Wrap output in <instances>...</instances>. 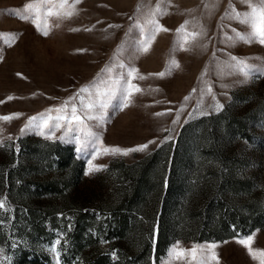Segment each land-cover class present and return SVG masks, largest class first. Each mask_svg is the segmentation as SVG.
Returning <instances> with one entry per match:
<instances>
[{"label":"rangeland","instance_id":"obj_1","mask_svg":"<svg viewBox=\"0 0 264 264\" xmlns=\"http://www.w3.org/2000/svg\"><path fill=\"white\" fill-rule=\"evenodd\" d=\"M59 4L0 0V117L21 113L0 120V199L6 204L0 209V255H11V264H56L50 249L59 239L60 264H198L202 258L209 264H260L259 255L239 243L252 234L253 251L264 250V45L242 41L233 31H250L233 11H250L247 0ZM49 7L60 15H49ZM153 19L167 30L156 32L145 51L142 41ZM136 20L145 25L144 33ZM233 55L252 66L250 76ZM129 78L139 91L120 108L119 86ZM94 83L101 90L116 88L105 118L85 121L99 134L101 147L153 143L126 155L101 152L93 166L104 167L86 174L89 157L74 152V141L59 139L63 128L55 130V139L21 128L30 116L55 117L65 103L66 112L72 103L81 111L78 90ZM95 92L84 93V102ZM224 110L234 116L257 111L256 120L249 122V139L220 141V134L223 157L206 159L196 148L210 144V127H224L225 121H208ZM187 125L163 215L173 151ZM225 175L232 184L224 182ZM161 224L167 232L157 256ZM194 247L196 259L190 255ZM173 248L189 254L177 258L169 254ZM206 250L218 259L203 256Z\"/></svg>","mask_w":264,"mask_h":264},{"label":"snow or ice","instance_id":"obj_2","mask_svg":"<svg viewBox=\"0 0 264 264\" xmlns=\"http://www.w3.org/2000/svg\"><path fill=\"white\" fill-rule=\"evenodd\" d=\"M68 0H60L59 7L63 8L65 4H67ZM250 11L240 12L239 10L233 9L235 13V19L240 23L247 25L250 28L248 32H241L238 29H233V31L237 32V35L240 37L242 41H246L251 43L253 40L258 42L261 45H264V0H260V2L252 3L251 0H247ZM27 7L31 8L32 5H27ZM49 15L55 14L57 16L60 15L59 11L54 13L53 8L49 7L47 9ZM69 15L71 13H68ZM129 19H132L131 17ZM150 24L153 25L152 29L147 32L145 35V39L142 41L144 50L147 51L148 45L151 40L155 39V33L164 29V25L160 24L158 20L149 21ZM134 24L138 26L142 33L145 32V25L141 24L140 21H134ZM36 28L40 30V24H36ZM131 30V29H130ZM167 30V29H164ZM43 35H48L47 31L42 32ZM195 35V34H193ZM232 59L237 61L238 66H242V71H244L245 76H250L251 72L248 70L252 66L248 65L246 61L238 60L236 56H232ZM136 71L135 68L129 69L130 73H134ZM162 75V74H161ZM95 88L96 92L94 96H89L88 102L85 103L84 93L90 92L91 89ZM120 103L117 105L122 108L127 103L130 102L131 94L135 91H139V87L136 84L131 82V78L128 79L125 85H120ZM209 92L212 91L211 85L208 87ZM77 95L79 96L81 111H77L78 105L76 103L71 104V112L68 113L64 109L68 107L67 103L61 105L57 111L58 115L55 117L51 115L41 114L39 116H30L28 118V123L23 125L21 128V132L25 129L31 127L39 130L40 134L44 137L55 139V130L56 129H64V134L59 138L61 141L66 142H75L74 152L77 155L83 154L84 156L89 157L87 160L88 169H86V174L93 170H99L103 168V165H95L93 166V160L96 159L97 156L101 152L104 153H120V154H128L132 151H144L148 148V145L153 143V141H148L147 143L140 144L135 146V148H120V147H101L103 144L102 139L100 138L97 132L92 131L91 127H89L85 121H100L105 118L107 115L106 109H108L109 105L112 103L114 99H116V88L115 87H107L105 90H101L98 84H91L82 86ZM75 99V97H69V100ZM215 100V97H213ZM183 107V105H182ZM223 108V104H221L218 100L216 101V111H220ZM166 111H171L166 110ZM204 112H200V115H204ZM21 113L16 112L10 115H5L0 117V120L9 121L13 118H18ZM180 113L177 112V117H179ZM75 122V125H73ZM87 129V131H85ZM171 136H165L164 140H171ZM20 147L17 144L16 154L19 156ZM19 161L17 160V163ZM6 207L5 201L0 199V209H4ZM62 215V214H60ZM71 225H69V228ZM158 231V230H157ZM254 241V236L249 234L245 238L239 240V243L245 245L247 247L248 252L256 257L259 255L260 264H264V250H258V252H254L252 248V244ZM178 243V242H177ZM60 240L56 239L51 246V251L55 254L56 264H60V250H59ZM213 249L216 247L213 242ZM197 248L191 249L190 255L193 259L197 257ZM170 255L174 254L177 258L184 257L189 254V250L187 249H179L173 248L169 252ZM203 256H210L212 260L218 259L217 253L212 250H206L202 253ZM115 256V253H113ZM11 255L3 256L0 255V264H11ZM198 264H209L207 259H200Z\"/></svg>","mask_w":264,"mask_h":264},{"label":"trees","instance_id":"obj_3","mask_svg":"<svg viewBox=\"0 0 264 264\" xmlns=\"http://www.w3.org/2000/svg\"><path fill=\"white\" fill-rule=\"evenodd\" d=\"M256 112L257 111H250L249 113H247L244 116H234V115H229L227 110L222 111L221 113L215 115V116H211L208 118L209 122H214V121H225L224 122V127L222 128H217V126H213V128L210 127V129L207 131V137L210 138L211 142L210 144H208V146L203 145V146H199L197 147V151L200 153V155H204L205 158H214V159H221L223 157L222 152L219 151L218 146H220V141H225V139H227L228 137L231 138H243V139H249V122H253V120H256ZM205 119H201L200 121H204ZM190 125L185 126L182 129V133H181V137L179 138V141L173 151V155H172V161H171V166H170V171H169V176H168V182H167V188L165 191V196H164V202H163V215H165V206L167 204V201L169 199V197L171 196V193L173 192V190L175 189V183L176 181L175 179V171L177 168V161H178V156L180 154V151L183 149V145H184V141H182V136L184 134V132L190 128ZM222 136H221V135ZM221 136V140L219 141V137ZM160 152V150H157L156 152H154L151 156V159L149 160V162L155 161L156 157L158 156V153ZM185 151L186 154V159L183 162L184 165H188L190 163V159L192 158V151L188 150V152ZM167 157L164 160L163 163V168H162V173L159 176V186L160 189H162L163 186V180H164V172L166 170V162H167ZM60 162L64 163V159H59ZM182 167H184L182 165ZM227 175H225L224 178V182L226 183H230L232 184V181L229 180V176L226 177ZM222 204V201H220ZM132 204L133 201L129 202V205H127V207H129L130 209H132ZM232 219H234V217H232ZM166 228H164V225H160V229H159V234H158V240L156 243V255L159 256L162 251H163V246H165V244L163 243V240L166 238ZM216 238H221L219 236H216Z\"/></svg>","mask_w":264,"mask_h":264}]
</instances>
